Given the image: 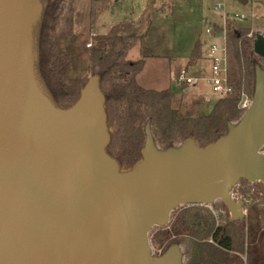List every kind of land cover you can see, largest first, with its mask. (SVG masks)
Returning <instances> with one entry per match:
<instances>
[{
  "label": "water",
  "instance_id": "water-1",
  "mask_svg": "<svg viewBox=\"0 0 264 264\" xmlns=\"http://www.w3.org/2000/svg\"><path fill=\"white\" fill-rule=\"evenodd\" d=\"M41 13L39 0H0V264H183L179 245L156 258L149 242L174 209L221 199L232 220L243 219L231 188L264 184V70L250 108L215 143L188 138L159 151L147 125L142 160L122 171L105 151L98 76L67 109L43 90L34 43ZM253 50L264 58V32Z\"/></svg>",
  "mask_w": 264,
  "mask_h": 264
},
{
  "label": "trees",
  "instance_id": "trees-1",
  "mask_svg": "<svg viewBox=\"0 0 264 264\" xmlns=\"http://www.w3.org/2000/svg\"><path fill=\"white\" fill-rule=\"evenodd\" d=\"M76 0H50L34 28L36 74L45 93L57 107H71L80 97L87 77H72V58L60 46L61 39L72 35ZM247 19L227 23L229 77L233 93L218 98L211 111L193 115L174 105L171 88L157 90L141 85L137 76L146 60H131L128 52L140 40L136 35H96L89 51V71L104 87L108 125L112 128L109 149L125 171L143 158L146 127L163 149L193 138L201 147L223 137L229 124L241 119L242 94L253 98L256 71L264 58L253 50L254 35ZM202 55L197 41L188 61L195 65ZM264 152V146L262 147ZM249 197L243 219L222 220L215 203L184 205L171 213L170 224L159 228L152 245L167 242L184 247V264H264V184L258 182ZM222 207L228 212L227 206Z\"/></svg>",
  "mask_w": 264,
  "mask_h": 264
},
{
  "label": "rangeland",
  "instance_id": "rangeland-1",
  "mask_svg": "<svg viewBox=\"0 0 264 264\" xmlns=\"http://www.w3.org/2000/svg\"><path fill=\"white\" fill-rule=\"evenodd\" d=\"M39 1L42 10L50 3V0ZM216 1L76 0L72 35L64 36L59 43L63 49L70 52L71 58H73L71 76L73 78L87 77L88 80L93 77V73L89 71L91 47L89 44L94 43V36L100 34L140 36L139 42L128 54V58L131 60L141 58L146 60L143 71L137 76L138 82L146 88L157 90L168 86L174 92V105L180 107L182 111L193 115L208 114L218 99L211 95L209 87L201 81L198 87L178 89L176 79L180 68L187 67L192 50L198 40L202 43L201 58L195 65H190L187 68L191 75L201 77L208 73V62L203 59L204 41H209L205 34V26L207 22L219 23L222 19V14L214 10ZM227 7L229 13L235 17L246 15L247 22L252 28L250 36L256 37L257 33L264 32V0H247L246 2L228 0ZM231 19L232 17L229 20ZM258 67L264 70V65ZM101 89L103 91L104 87L102 86ZM232 123L236 125L238 121ZM109 132L112 135L113 130L110 126ZM109 144L105 151L115 159V150L109 149ZM155 144L159 151L164 150L156 142ZM179 146L180 144H177L175 147ZM121 170L125 171L122 167ZM245 186H248V182L239 180L232 186L231 194L237 201H243L246 208L250 195L244 192ZM215 206L218 208V215L222 220L231 218L229 210L227 212L222 207L221 199L215 202ZM169 222L166 225L170 224ZM162 227L154 225L149 232L152 255L156 258L162 257L170 247L166 241L156 245L151 243V238ZM179 247L185 262L184 247L182 245Z\"/></svg>",
  "mask_w": 264,
  "mask_h": 264
},
{
  "label": "built area",
  "instance_id": "built-area-1",
  "mask_svg": "<svg viewBox=\"0 0 264 264\" xmlns=\"http://www.w3.org/2000/svg\"><path fill=\"white\" fill-rule=\"evenodd\" d=\"M227 1L228 0H217L214 5V10L222 14L221 21L219 23L210 21L207 22L205 26V34L209 41H204L205 49L203 59L208 62V73L200 77L189 74L187 67L180 68L176 79L180 89L184 87H198L200 82L203 81L209 87L211 95L217 98L226 97L233 93V87L230 84L229 77L227 23L231 17L232 19H246V15H237L235 17V15L230 14ZM89 46H91V44H89ZM252 103L253 98L243 93L240 107L244 110V113L250 108ZM247 182L248 186H245L244 192L251 195L256 190V184L258 182ZM232 197L234 198L233 194ZM247 211L248 207L245 208L243 204V212L245 215Z\"/></svg>",
  "mask_w": 264,
  "mask_h": 264
},
{
  "label": "crops",
  "instance_id": "crops-1",
  "mask_svg": "<svg viewBox=\"0 0 264 264\" xmlns=\"http://www.w3.org/2000/svg\"><path fill=\"white\" fill-rule=\"evenodd\" d=\"M131 50V49H130ZM129 50V51H130ZM128 54H129V52H128ZM73 59V58H72ZM73 61V60H72ZM73 71H74V65H73ZM178 85V84H177ZM167 88H169L168 86L167 87H164L163 89H167ZM178 89H180V88H178ZM159 90H162V89H159ZM176 92H178V90H176Z\"/></svg>",
  "mask_w": 264,
  "mask_h": 264
}]
</instances>
